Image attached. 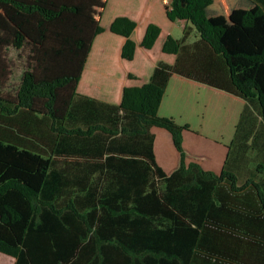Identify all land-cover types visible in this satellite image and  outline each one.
Here are the masks:
<instances>
[{
	"label": "trees",
	"instance_id": "trees-1",
	"mask_svg": "<svg viewBox=\"0 0 264 264\" xmlns=\"http://www.w3.org/2000/svg\"><path fill=\"white\" fill-rule=\"evenodd\" d=\"M107 2L0 0V253L14 264H264L261 185L239 184L227 163L218 174L186 163L187 124L159 114L170 73L189 74L180 56L190 23L227 68V90L256 100L264 120V0L166 1L167 18L185 24L161 45L173 60L124 86L108 111L78 90ZM136 24L120 15L108 26L125 38L127 61ZM160 34L151 22L140 44L152 49ZM210 66L192 70L211 77ZM152 126L179 152L172 172L157 165ZM60 156L79 166L66 174L54 165Z\"/></svg>",
	"mask_w": 264,
	"mask_h": 264
},
{
	"label": "crops",
	"instance_id": "crops-1",
	"mask_svg": "<svg viewBox=\"0 0 264 264\" xmlns=\"http://www.w3.org/2000/svg\"><path fill=\"white\" fill-rule=\"evenodd\" d=\"M166 1L108 0L101 22L105 31L95 38L78 84L80 93L99 99L100 109L108 111L107 103L118 104L122 100L124 86L148 82L160 61L173 60L172 55L162 54L161 45L167 34L180 39L185 24L167 18ZM120 15H127L137 22L131 34L136 51L130 61L121 57L125 38L108 29ZM151 22L160 24L161 34L154 47L146 49L140 41ZM185 28L189 34L183 42L180 64L182 70L189 71V74L170 73L159 114L172 116L179 124H187L188 128L183 129L182 134L186 163L198 162L204 170L217 174L227 163V168L238 176L239 184L254 178L264 190V120L259 115L258 103L227 90L230 84L228 70L220 56L199 38L190 23H186ZM208 63L211 65V77L192 70L194 67L204 69ZM216 70L220 71L221 78L212 76ZM204 78H210L213 83L204 81ZM150 131L157 165L165 172L174 171L180 164V156L170 132L156 126H152ZM63 157L56 158L54 165L62 169L67 167L66 174L73 173L79 165L70 161L68 156L67 159ZM248 193L253 204L259 206L255 191ZM229 262L233 264V261Z\"/></svg>",
	"mask_w": 264,
	"mask_h": 264
},
{
	"label": "rangeland",
	"instance_id": "rangeland-1",
	"mask_svg": "<svg viewBox=\"0 0 264 264\" xmlns=\"http://www.w3.org/2000/svg\"><path fill=\"white\" fill-rule=\"evenodd\" d=\"M21 78V69H17L14 71L12 74L10 81L8 82L9 87L15 86L17 82L20 81ZM2 257L4 258V261L7 262L8 264H14V258L10 255H6L3 253H0Z\"/></svg>",
	"mask_w": 264,
	"mask_h": 264
}]
</instances>
